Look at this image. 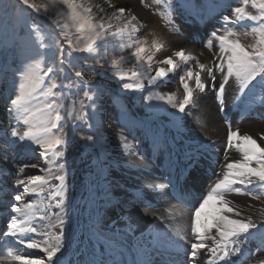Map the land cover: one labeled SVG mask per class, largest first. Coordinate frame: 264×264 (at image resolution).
<instances>
[{
	"label": "rangeland",
	"instance_id": "374dc122",
	"mask_svg": "<svg viewBox=\"0 0 264 264\" xmlns=\"http://www.w3.org/2000/svg\"><path fill=\"white\" fill-rule=\"evenodd\" d=\"M33 2L36 5L43 6L48 4L49 0H33ZM84 2L92 5V8H94L93 13L99 12L97 5L101 7L112 5L110 0H107V2L106 0H84ZM213 3L222 7L208 10L207 15L200 13V9ZM139 5L147 10L149 16L166 25L167 30L174 29V31L180 32L182 27L187 26L190 30L186 29V32L191 31L192 37L181 39L182 41L178 40V45L172 44L170 49L163 51L167 44L165 37L153 32L150 34L149 30L154 27L153 23L139 17L130 5H124L126 7H122L126 8L127 11L119 20L112 18L110 11L107 12L108 8L106 9L107 13L105 12L104 16L112 27L107 29L105 40L97 42V51L94 55L73 52L68 48L67 39L62 33L67 31L73 41L79 34L74 29H61L56 26L57 21L61 24L66 22L65 16L59 15L55 11L45 14L43 8L40 12H36L25 5L19 4L18 0H0V160L5 163L6 169L3 168V170L5 169L4 172L8 174L4 176H8L7 178L11 184L15 183L17 172L24 164L29 165V167L24 168L20 176L26 182L27 178L33 175H41L49 181V185L45 186L42 192L36 193V196L31 199L27 197V200H35L36 203L33 206L35 212L42 208L50 209L51 207L54 212L57 209L59 217L53 223L54 232L60 228L59 220L61 218L65 220L64 233L67 232L66 219L70 216L66 214L67 207L75 209L76 207H73V204L82 205V208L86 211L88 209L91 211L99 210L100 205H103L105 201L104 192L108 189V186H111L110 193H115L120 197V200L117 202L110 201L107 212L113 216L117 214L124 215L123 213L127 212L129 204L133 201L128 199V190L125 189V186L131 185V180L121 173V168L129 164L120 156L118 147H121V145L119 140H117L118 142L114 140L115 137L121 133L125 134V137H128L127 139L130 141L127 145L131 144L129 147L138 148V144L143 143L144 139L149 141V138L143 132L157 134L161 140L162 148L160 151L163 154L164 148L176 144L172 133H176L178 139L187 136L191 129L188 119L194 113L203 112L212 104H217L212 89H195L194 80L187 82L193 87L194 95L199 98L200 108L193 110L191 115L181 114L163 101H153L150 104L144 97L155 93L165 95L174 93L173 95L179 101L183 96L180 76L184 75L189 67L194 72H200L199 65L203 64L205 71L200 72L201 80L207 83V69H214L215 64L219 63V42L211 36L212 32L225 34L226 31L231 30L235 35L230 36L229 39H239L243 45L249 47L256 45L260 39L259 33L253 32L252 28L264 23V21H250L245 18L239 24L233 26L235 15L232 13V8L234 7H244L246 13L259 15L257 8L253 7L251 3L244 6L242 0H162L159 4L156 0H140ZM192 5H195V8ZM228 5H231V7H228ZM57 8L60 12L66 11L63 5H57ZM133 15L136 20H132ZM223 15L230 16V21L225 22ZM21 17L28 21L27 25L19 22ZM128 21H131V25L128 24ZM125 25L128 26L125 27ZM133 25H135L134 31L132 30ZM23 28L25 31H31V37L23 35L20 37ZM193 28L195 31H192ZM151 37L154 38V42L150 44ZM209 40L212 42V47L205 46ZM42 45L51 46L42 47ZM141 46L146 49L143 54L145 61L137 62L133 53ZM182 46L183 48H180ZM189 47L198 49L192 51ZM38 48L47 54L42 59L41 68L46 70L50 65L53 67V71L44 76L45 85H47L49 77L64 85L62 89H53V92L57 94L55 97L56 102L62 105L59 109L62 117L59 124L62 127L53 129V132L57 135L63 134V138L68 143L66 146H61L64 148L62 157L50 155L47 160L39 155V151L33 152L26 149L24 145L28 143L27 140L19 144H12L11 140L16 138L10 137V134L6 135L4 131L6 129L10 133L13 127V124L9 123L8 101L14 90V79L18 77L16 70L28 61L29 57L34 55ZM60 48L63 49V54L60 53ZM181 49L185 52L183 59L175 55ZM148 56L152 57L150 61L152 71L144 75L142 79L138 78L139 86H137L138 80L128 79L127 77L131 72L138 69L143 72L144 69L140 68V63H147ZM192 56L196 59H190ZM169 57L173 59L175 68L158 63V61ZM60 60H63L64 63L59 64ZM53 61L56 63L52 64ZM113 61H120L118 69L124 74L125 79H120L117 75V68L113 66ZM56 65H59L63 71L57 72ZM161 67L167 71V75L156 77L150 81L149 75L155 76L156 70ZM76 71L83 73V79L75 76ZM215 74L218 86L221 83L222 74L218 70H215ZM41 75H43V72H41ZM257 80H259V77H257ZM84 81L89 83L85 84ZM124 83L129 84L130 87L128 89L122 88ZM252 83L255 84L256 81ZM92 85H99L100 89L103 90V94L99 96V99H97V95L100 89L93 88ZM251 87L250 84L248 88L241 90L240 82L236 80L235 76L229 78L224 102L232 98L234 93H238V103L233 106L231 111L230 109L220 111L219 104L216 106L219 109V116L225 117L223 125L227 131V136L230 122L233 131L238 130L240 135H251L261 147H264V143L261 142V136L264 135V100L261 98L259 88L249 93L248 89ZM174 88L179 90V97L176 91H173ZM43 90H46V88ZM89 96H91V99L88 98ZM51 99L53 97L45 98L41 96L26 114L29 119L28 124L24 123V117H21L18 123L14 122L17 131L22 133L29 127L39 128L44 126L45 116L36 110L42 108L46 100ZM152 105H158V107L153 109ZM191 107L190 104L189 108ZM189 108H186V112L189 111ZM32 112H36V114L32 115ZM177 117H182V119H177ZM90 135L94 137L91 141L87 139ZM235 145L236 142L234 141L233 147L229 151L226 152L225 150L224 152L221 150L216 153L218 157H222V165L227 163L226 156L231 160L230 162L235 160L237 155L234 152L235 150L240 154ZM59 150L57 149V151ZM32 164H35L36 167H31ZM60 165H63V167L61 168ZM13 168H16V172L13 171ZM41 168H44L45 171L40 172ZM183 170L184 168L181 169V172ZM206 173L209 175L211 172L207 170ZM61 174L65 176L63 184L55 179V176ZM106 176L111 177L112 180H107ZM185 176L186 179H190V175ZM118 178H123L125 181L123 182ZM9 182L7 183L10 184ZM22 188L23 186H21ZM27 195L25 194V196ZM47 196L49 197L44 201ZM2 197V193H0V198L3 199ZM58 201L62 203L58 204ZM13 204L3 200L0 202V208L9 207V210H11ZM231 207L238 208L240 211L247 208L245 203H233ZM261 209H264V197L256 201L252 209L256 213L258 226L261 223L259 219ZM112 219L114 220V217ZM37 220L40 221L39 218ZM112 222L111 220L107 221V226L110 227ZM254 243L255 245L251 250L249 248L244 249L264 251L260 248L262 240L259 234L255 235ZM44 255L39 253L41 258ZM261 257H264V254L256 256V258ZM210 258V251L201 252L200 261H197V264H210ZM81 259L87 261L84 257H81Z\"/></svg>",
	"mask_w": 264,
	"mask_h": 264
},
{
	"label": "snow or ice",
	"instance_id": "6c2138e0",
	"mask_svg": "<svg viewBox=\"0 0 264 264\" xmlns=\"http://www.w3.org/2000/svg\"><path fill=\"white\" fill-rule=\"evenodd\" d=\"M156 2L159 4L162 0H156ZM18 3L36 12H40L43 8L45 14L55 11L59 15L65 16L66 22L61 24L57 21L56 26L61 29H74L79 34L75 41H73L69 37L67 31L62 33L67 39L68 48L73 52L94 55L97 51V42L104 41L107 29L112 27L111 23L108 22L104 15H100L97 19V16L93 14L92 5L85 3L84 0H49V3L43 6L36 5L33 0H18ZM242 3L244 6L251 3L253 7L259 10V15H250L246 13L244 7H234L232 8V13L235 15L233 26L239 24V22L245 18L250 21H264V0H242ZM57 5H63L66 11L60 12ZM97 7L99 13L106 12L105 7L99 5H97ZM169 7H171V5H169ZM192 7L195 8V5H192ZM217 7L222 6L214 3L208 4L200 9V13L202 15H207L208 10ZM228 7H231V5H228ZM126 11V8L120 7L117 8L112 15L115 19L119 20L124 16ZM132 20H136V17L133 16ZM223 20L229 22L230 16L223 15ZM19 22L24 25L28 24V21L24 20L22 17ZM128 24L131 25V21H128ZM127 26L128 25H125V27ZM132 30H135V25L132 26ZM252 31L259 33L260 39L256 45L249 47L243 45L239 39H229L230 36L235 35L231 30L226 31L225 34H217L216 31L212 32L211 36L215 37L219 42V63L215 64L214 69H207V83L201 80L200 72L205 71V66L200 64V72H194L192 68L189 67L185 74L180 76V82L183 86V96L179 101H177L173 94L165 95L161 93L148 95L144 97V99L150 104L153 101H163L170 105L172 109H176L179 113L191 115L193 110L200 108L199 98L194 95L193 87L187 82L189 80H194L195 89H212L215 93V100L219 104L220 111H224L226 86L229 84V78L235 76L236 80L240 82L241 90L248 88L251 84L252 87L248 89L249 93L259 88L261 98L264 100V23H260L258 27H253ZM31 35V31H29L28 36L31 37ZM50 46L51 45H42V47ZM205 46L212 47L211 40L207 41ZM145 51L146 49L141 46L133 53L137 62L145 61V56L143 55ZM60 53L63 54L62 48H60ZM175 55L183 59L185 57V52L181 49L177 51ZM46 56L47 54L38 48L35 54L30 56L28 61L23 63V65L16 70L18 77L14 79V90L8 101L9 123L13 124V127L10 133H8L6 129L4 131L6 135L10 134V137L16 138L11 140L12 144H19L27 140L28 143L24 145V147L33 152L39 151V155L47 160L50 155L53 157H62L64 155V148L61 146H66L68 142L63 138V134L57 135L53 132V129L62 127L59 124L62 119L59 109L62 105L56 102L55 97L57 94L53 92V89H62L64 85L57 83L56 79L52 77H49L48 83L45 85L44 76L53 71L51 65L48 66L46 70L41 68L42 59ZM190 59L195 60L196 57L192 56ZM151 60L152 57L148 56L147 63H140V68H143L144 71L141 72L139 69L133 71L127 78L133 80H138V78L142 79L144 75L152 71ZM55 63V61L52 62V64ZM63 63V60L59 61V64ZM158 63L168 65L172 68L176 67L171 57L160 60ZM119 64L120 61H113V66L117 68V75H119L120 79H125L124 74L118 69ZM56 67L57 72L63 71L59 65H56ZM215 70H218L222 74V80L218 86L216 84L217 76ZM41 72H43V75H41ZM166 75L167 71L161 67L156 70L155 76L149 75V80L152 81L156 77H164ZM75 76L83 79V73L81 71H76ZM257 77H259V80H257ZM253 81H256V83L253 84ZM84 83L88 84L89 82L84 81ZM137 86H139V80ZM92 87L100 89L99 85H92ZM129 87L130 85L127 83L122 85L124 89H128ZM45 88L46 90H43ZM102 94L103 90L100 89L97 99H99V96ZM85 95H87V93H85ZM41 96L45 98L53 97L51 100H46L42 108L36 110L44 114V126L39 128L29 127L22 133L18 132L14 126V122L18 123L20 118L24 117V123L28 124L29 119L26 114L32 108L33 104L38 102ZM88 98L91 99V96ZM190 104L192 106L191 108H189ZM156 107H158V105H152L153 109ZM186 108H189L188 112H186ZM35 114L36 112H32V115ZM203 115L207 118L206 113H203ZM177 119H182V117H177ZM228 127L229 132L227 136L226 152L233 147V142L235 141V146L241 154V159L227 162L224 165H220L219 162H217V167L221 170L215 173L216 180L213 186H210L208 192L201 196L196 206H191L190 231L191 235L195 237V241L185 240L183 228L176 226L170 228L172 236L177 237L180 241H184L185 243H190V250L186 252V264H197L202 249L210 250V264H221V262H223V264H264V257L256 258L255 252L248 249H243L242 251L241 247L250 239V236L259 234L262 240L260 248L264 249V209H261L259 212L261 223L258 226L250 215L246 216L244 219H239L241 211L238 208L230 207L229 205L232 201L226 199L231 193L251 195L252 198L256 200L264 197V147H261L260 144L257 143V140L253 139L251 135H240L238 130L233 131L230 122ZM87 139L91 141L94 137L90 135ZM125 140H127V137H125ZM261 142L264 143V135L261 136ZM122 147L126 148L127 143H124ZM57 149L60 150L57 151ZM205 153H208V155L205 156ZM197 155L204 157L208 161V166L211 167V153L208 149L200 151L198 148L195 153L189 157L191 161L189 169H194L200 163V160L197 159ZM27 167H29V165L24 164L17 172L15 181L16 187L19 188L23 186V188L14 195L13 199L21 203H15L11 206V212L16 215L10 217L7 230L3 235L13 237L16 242L26 244L27 248L38 249L45 255L42 258L37 257L36 259H32L31 254L24 255L10 249L7 251V257L10 258L11 261L17 262V264H45V259L47 264H63V258H57V256L64 247L63 225L65 224V220L61 218L59 220L60 228L58 231L52 232L46 230L41 231L34 225L29 226L27 219H19L21 217H29L30 215L35 216L33 206L36 202L35 200L25 201V194L42 192L44 187L49 185V181L41 175L29 176L27 182L24 178H21L20 173ZM31 167H36V165L32 164ZM60 167L62 168L63 165H60ZM44 171V168L40 169V172ZM141 171H143V169H141ZM55 179L63 184L65 176L62 174L57 175ZM161 179L164 178L161 177ZM146 187L152 190H164L170 187L174 192L177 188V184L169 177L163 183L147 184ZM140 191L143 192V189ZM167 194L168 193H165V195ZM180 202L186 203L185 198L181 197ZM57 203L61 204L62 202L58 201ZM143 203L145 208L154 206L152 202L147 200H143ZM210 207H213L214 210L206 212L205 210ZM41 219L43 218L41 217ZM166 219H172V216ZM25 233L44 236L47 237V239H44L41 243L30 236L27 241H25L23 239V234ZM169 239H171V236ZM207 240H211L212 244L209 245L206 243ZM237 254H240V258L233 259ZM0 255H3V253L0 252Z\"/></svg>",
	"mask_w": 264,
	"mask_h": 264
},
{
	"label": "bare ground",
	"instance_id": "6f19581e",
	"mask_svg": "<svg viewBox=\"0 0 264 264\" xmlns=\"http://www.w3.org/2000/svg\"><path fill=\"white\" fill-rule=\"evenodd\" d=\"M139 1L140 0H110L112 5L110 7H104L106 9L108 8L107 12L110 11V14H113L117 8L130 5L139 17L153 23L154 27L149 30L150 34L153 32L165 37L167 44L163 48V51L170 49L172 44H177L178 40L182 41L181 39H189L192 37L191 31L186 32V29L190 30L187 26L182 27V31L180 30V32L174 31V29L171 31L167 30L166 25L161 21L149 16L147 10L142 8L140 6L141 4L139 5ZM93 14L97 16V19L100 15H104V13L99 12H94ZM192 31H195L194 28ZM152 42H154L153 37L150 39V44ZM177 48L179 47L177 46ZM180 48H183V46ZM189 49L194 51L198 48L189 47ZM173 91H176L179 97V90L174 88ZM237 94L238 93H234L232 98L224 102L225 109H230L231 111L233 106L238 103ZM217 104H212L207 109H204L203 112L194 113L193 116L188 119L191 129L187 136L185 135V137L183 136V138L178 139V135L172 133L176 139H174L176 144H171L164 148L163 154H161L160 151L162 148L161 140L157 134L143 132L146 137L149 138V141L144 139L143 143L138 144V148L129 147L131 144L127 145L126 148L122 147L123 143H130V141L129 139L125 140V134L121 133L117 135L114 140H116V142L119 140V144L121 145V147H118L120 156L129 164L121 168V173L124 176H128L131 180V185L125 186V189L128 190V199L133 201L129 204L127 212L123 213L124 215H110L107 212L109 202H117L120 200V197L115 195V193H110L109 190L111 186H108V189L104 192L105 201L103 205H100L99 210L91 211L88 209V211H86L82 208V205L74 204L73 207L75 206V209L67 207L68 211L66 214L70 215L68 219H66L67 232L64 233V247L61 253H58L57 258L62 257L63 264H186V252L190 250V243H185L184 241H180L177 237L172 236L170 228L173 226L183 228L185 240L195 241V237L191 235L190 231V208L191 206H196L201 196L208 192L210 186H213L216 180L215 173L221 170L217 167V162H219L220 165H222L223 162L222 157H218L216 153L221 150L225 152L227 146V131L223 125V119H225V117L222 118L219 116L220 113L218 112L219 109L216 106ZM203 113L207 114V118H205ZM198 148L200 151L208 149L211 153V167L208 166V161L204 157L197 155V159L200 160V163L194 169H189L191 163L189 157L192 156ZM234 152L237 154L235 160L241 159V155L238 154L236 150ZM207 155L208 153H205V156ZM230 161L229 158L226 159V162ZM3 168H5V163L0 160V193H2L3 196V199L0 198V202L4 200L11 204H13V202L21 203L13 199L14 195L21 191V186L18 188L15 183L11 184L7 178L8 176H4L8 173H5L4 170L6 168L4 170ZM182 168H184L183 172H181ZM141 169H143V171H141ZM207 170L211 172L209 175L206 173ZM13 171L16 172V168H13ZM185 175H190V179H186ZM161 177L164 179H161ZM169 177L177 184V188L174 192L170 187L164 190H152L146 187L147 184L163 183ZM106 179L112 180L109 176H106ZM118 179L123 182L125 181L123 178ZM115 181L117 182L118 180ZM6 183L7 185H5ZM141 189H143V192L140 191ZM165 193L168 194L165 195ZM35 196L36 193L28 194L24 196V200L28 201L27 197L31 199ZM48 197L49 196H47L44 201H46ZM181 197L185 198L186 203L180 202ZM226 199L232 201L229 205L230 207L233 203L246 204L247 208L241 211L239 219H244L246 216L250 215L252 220L257 222L255 217L256 213L253 212L252 209L255 202L260 199L256 200L253 199L251 195L238 193H231ZM143 200L152 202L154 206L145 208ZM51 209V207L50 209L42 208L35 212V216L30 215L29 217H21L19 219H27L29 226L34 225L41 231L46 230L54 232L53 223L58 219L59 214L57 209L55 212ZM213 210L214 208L210 207L205 211L211 212ZM14 215L16 214H12L9 207L5 209L0 208V252L5 253L4 255H0V264H17V262H13L7 257V251L10 249L24 255L31 254L32 259L39 257V253L42 254L38 249L27 248L26 244L16 242L15 238L3 235L7 230L10 217ZM170 216H172V219H166ZM41 217L43 219H41ZM113 217L114 220L112 219ZM38 218L40 221L37 220ZM110 220L113 222L109 227L106 222ZM1 229L3 230L1 231ZM30 236L41 243L44 239H47V237L30 233L23 234V239L27 241ZM170 236L171 239H169ZM254 237L255 235L250 236V239L241 246L242 249L249 248L251 250L255 245ZM206 243L211 245L212 241L207 240ZM205 251L208 252L210 250L202 249L200 254ZM253 252L256 253V256L264 254V251L259 250ZM81 257H84L87 261H82ZM239 258V254L233 257V259ZM199 259L197 261H200ZM45 264H47V261ZM221 264H223V262H221Z\"/></svg>",
	"mask_w": 264,
	"mask_h": 264
},
{
	"label": "trees",
	"instance_id": "16d2710c",
	"mask_svg": "<svg viewBox=\"0 0 264 264\" xmlns=\"http://www.w3.org/2000/svg\"><path fill=\"white\" fill-rule=\"evenodd\" d=\"M26 30H27V29H26ZM28 33H29V30L25 31V29L23 28V29L21 30V32H20V37H21V35H23V36H28ZM15 37H16V35H15ZM16 39H17V38H16ZM17 41L20 42V40H18V39H17Z\"/></svg>",
	"mask_w": 264,
	"mask_h": 264
}]
</instances>
